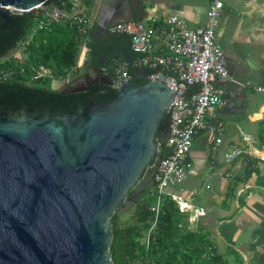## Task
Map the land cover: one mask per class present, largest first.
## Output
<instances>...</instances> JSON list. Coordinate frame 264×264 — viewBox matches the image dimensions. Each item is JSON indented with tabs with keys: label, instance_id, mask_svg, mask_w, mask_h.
Listing matches in <instances>:
<instances>
[{
	"label": "water",
	"instance_id": "1",
	"mask_svg": "<svg viewBox=\"0 0 264 264\" xmlns=\"http://www.w3.org/2000/svg\"><path fill=\"white\" fill-rule=\"evenodd\" d=\"M42 1L0 0V19L8 21V7L30 10ZM105 17L96 21L93 42L97 31L112 36ZM224 57L233 82L218 84L224 95L217 113L226 120L230 107L247 99L251 70L241 58ZM133 72L145 81L149 74ZM98 82L111 85L96 69L94 77L58 92H82ZM177 90L153 80L135 86L131 79L112 102L76 113L0 114V264H115L111 218L129 193L138 203L153 184Z\"/></svg>",
	"mask_w": 264,
	"mask_h": 264
},
{
	"label": "crops",
	"instance_id": "2",
	"mask_svg": "<svg viewBox=\"0 0 264 264\" xmlns=\"http://www.w3.org/2000/svg\"><path fill=\"white\" fill-rule=\"evenodd\" d=\"M65 1L70 8L77 3ZM86 6L87 10H80L92 17V35L88 32L86 47L77 54L76 62L80 58L79 64L84 67L82 73L76 65L68 76L76 85L94 77L96 69L103 73L104 68L132 66L136 60L126 37L107 38L97 31L93 42L97 19L106 16L114 25L161 21L175 15L191 29H198L205 23L208 0H87ZM216 42L224 54L248 64L251 79L244 86L247 99L238 101L237 107L231 106L232 113L226 120L217 113L223 102L215 109L209 125L193 142L187 178L179 190L191 208L205 211L197 223L203 225L222 264H264V93L255 89L264 87V0H225ZM243 135L252 137L255 143L229 160L227 154L243 145ZM217 138L221 142L213 149ZM193 197L199 203H193Z\"/></svg>",
	"mask_w": 264,
	"mask_h": 264
},
{
	"label": "trees",
	"instance_id": "3",
	"mask_svg": "<svg viewBox=\"0 0 264 264\" xmlns=\"http://www.w3.org/2000/svg\"><path fill=\"white\" fill-rule=\"evenodd\" d=\"M63 1L52 0L51 3L62 6ZM65 4L63 7L69 9V3ZM42 17V13L32 11L10 15L8 21L0 19V59H3L0 72L7 74L0 81V114L18 116L28 112H49L64 116L78 112L89 103L112 102L117 91L111 85L99 82L89 84L82 92H58L67 86L65 81L76 66L79 41L69 23L49 22L37 29V20ZM24 41L29 44L22 56L20 50V57H7L20 49ZM128 71L135 86L146 82L134 75L131 65ZM41 72L46 74L39 77ZM51 79L61 81V85L56 89L34 85ZM162 131L160 123L156 136ZM143 194L138 203L131 202L130 214H120L119 210L126 206L123 204L111 218L113 241L110 251L115 264H222V257L213 248L203 225L198 222L191 228L190 215L181 213L167 196L162 198L155 222L151 203L142 200Z\"/></svg>",
	"mask_w": 264,
	"mask_h": 264
},
{
	"label": "built area",
	"instance_id": "4",
	"mask_svg": "<svg viewBox=\"0 0 264 264\" xmlns=\"http://www.w3.org/2000/svg\"><path fill=\"white\" fill-rule=\"evenodd\" d=\"M224 1L208 0L205 23L198 29H191L184 19L175 15L166 16L161 21L152 19L148 23L119 22L108 28L109 34L128 39L129 48L136 56L132 66L149 73L146 81L163 83L172 91L178 89L167 110L168 132L162 144L165 155L163 156L161 145L158 152L161 159L156 165L152 184L157 200L150 210L154 214L155 222L162 198L165 196L176 203L181 213L191 209L183 195L171 190L186 180L193 142L197 135L207 128L208 119L214 117L215 109L222 103L224 88L218 84L233 82L226 70L224 51L216 42V30L224 12ZM51 2L52 0H43L30 10L14 7L7 9L10 15L32 11L36 14L42 13L43 17L37 20V29L43 28L49 22H68L75 28L79 45L86 46L92 24L89 14L81 12L79 4L71 6L68 10L63 7L66 1H63L62 6ZM28 44L27 41L21 44V56ZM128 66L117 64L110 70L103 69V74L111 76L113 89H119L124 81L132 79ZM6 76V73L0 72V81ZM65 83L68 85L70 81L66 79ZM194 87L195 91L187 97L186 92ZM255 89L264 93V87ZM261 120L264 121V110L261 112ZM242 140L241 148L231 150L227 154L229 160L239 157L249 145L255 143V139L248 135H243ZM220 142L217 138L213 149ZM192 214L190 220L196 221L205 215V211L202 208H194Z\"/></svg>",
	"mask_w": 264,
	"mask_h": 264
},
{
	"label": "rangeland",
	"instance_id": "5",
	"mask_svg": "<svg viewBox=\"0 0 264 264\" xmlns=\"http://www.w3.org/2000/svg\"><path fill=\"white\" fill-rule=\"evenodd\" d=\"M73 2H74V0H73ZM76 4H79L80 5V7L82 8V10L84 11V10H87V6H86V2H87V0H76ZM90 20L92 21V17L90 16ZM83 47H86V46H82V45H79V47H78V52H79V54L81 53V50H82V48ZM20 49H18V50H16V51H14V52H11V53H9V55L7 56V57H10V56H12V55H14L15 57H18L19 55H20ZM7 57H4V58H7ZM3 59H0V62L2 61ZM78 62V63H77ZM76 62V65L79 67V73H82V71H83V69H84V67L83 66H81V64H79V62H80V58L78 59V61ZM43 75H45L46 73L45 72H41ZM42 75V76H43ZM39 77H41V74L39 73ZM69 77H70V75H69ZM61 81H59V80H54V79H51V80H47V81H44L43 80V82L41 81V82H35L34 83V85H37V86H39V87H46V88H50V89H56V88H58V86H60L61 85V83H60ZM182 185V184H181ZM181 185L180 186H176V187H174L172 190H171V192H174V193H177V192H181L180 190H179V188H181ZM185 194V193H184ZM142 200L143 201H148L149 203H151V205H155L156 204V200H157V197H156V195H155V191H154V186L153 185H149L147 188H146V190H145V193L142 195ZM197 199L195 198V197H193L192 198V202L193 203H199V202H197L196 201ZM134 202H136L135 200H134ZM133 202V203H134ZM132 209H133V204L132 203H130L129 205H126L124 208H122V209H120L119 210V212H120V214H130L131 213V211H132ZM194 208H191L187 213L190 215V216H192L193 214H192V210H193ZM197 226V220L195 221V220H190V227L191 228H195Z\"/></svg>",
	"mask_w": 264,
	"mask_h": 264
},
{
	"label": "flooded vegetation",
	"instance_id": "6",
	"mask_svg": "<svg viewBox=\"0 0 264 264\" xmlns=\"http://www.w3.org/2000/svg\"><path fill=\"white\" fill-rule=\"evenodd\" d=\"M113 36V35H112ZM64 88V87H63ZM62 88V89H63ZM145 193V191H142L141 193H140V195L142 194V193ZM139 195V196H140ZM128 196L130 197V200H128L126 203H124V204H126V205H129L131 202H134V196H132V195H130V193L128 194Z\"/></svg>",
	"mask_w": 264,
	"mask_h": 264
}]
</instances>
